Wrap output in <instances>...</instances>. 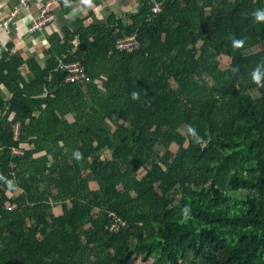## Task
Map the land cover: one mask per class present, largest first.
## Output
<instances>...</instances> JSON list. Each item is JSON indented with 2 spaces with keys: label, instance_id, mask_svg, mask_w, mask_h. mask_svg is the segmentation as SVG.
Returning <instances> with one entry per match:
<instances>
[{
  "label": "trees",
  "instance_id": "obj_1",
  "mask_svg": "<svg viewBox=\"0 0 264 264\" xmlns=\"http://www.w3.org/2000/svg\"><path fill=\"white\" fill-rule=\"evenodd\" d=\"M142 3L124 31L61 45L24 88L7 45L0 264H264V0H170L153 20ZM135 32L139 52L115 50ZM74 60L87 89L66 82Z\"/></svg>",
  "mask_w": 264,
  "mask_h": 264
},
{
  "label": "crops",
  "instance_id": "obj_2",
  "mask_svg": "<svg viewBox=\"0 0 264 264\" xmlns=\"http://www.w3.org/2000/svg\"><path fill=\"white\" fill-rule=\"evenodd\" d=\"M46 1L28 0V7L19 9L10 30L5 31L0 28V60L6 51L7 45L12 44L10 55L19 57L23 61L20 67L23 81H19L20 88L36 82V74L31 68L35 67L44 70L49 67L51 59H56L55 50H60L61 45L69 44L70 46L71 51L66 53L65 56L75 55L80 49L83 34H88L90 39L95 41L103 36L101 30L114 27L116 23L114 27L116 31L113 33L116 35L120 30L124 31L127 26L133 25L131 17L138 15L143 6L142 0H62L59 3H53L52 6V10L56 15V22L47 25L40 32L29 34L28 28L32 20L38 16ZM168 1L170 0H151V3L153 7L156 3L164 2L166 8ZM18 3L19 0H0V25L10 12H13L18 7ZM209 15H211V10L206 9V16ZM110 21H113V24ZM119 23L122 28L118 26ZM92 29H97V31ZM94 31L95 34L93 33ZM132 34L138 35L137 32ZM58 37L61 39L59 44L57 42ZM66 82L69 83L67 79ZM88 83H84L86 85L85 89H87ZM56 89V86L46 87L44 93L30 94V98H44V96L54 92ZM13 95L12 89L0 85V99L3 102H9ZM4 114L3 112L1 115L0 112V118ZM67 119L70 122H74L75 116L69 115ZM13 127L14 138L17 139L21 131V123L16 121ZM18 148L21 149L20 147Z\"/></svg>",
  "mask_w": 264,
  "mask_h": 264
},
{
  "label": "built area",
  "instance_id": "obj_3",
  "mask_svg": "<svg viewBox=\"0 0 264 264\" xmlns=\"http://www.w3.org/2000/svg\"><path fill=\"white\" fill-rule=\"evenodd\" d=\"M62 0H47L40 13L36 18L32 20L31 25L28 28L29 34H35L42 31L47 25L56 22V15L52 10L53 3H59ZM28 7V0H19L18 7L7 16V18L2 22L0 28L5 31H9L11 25L14 23V18L19 12L20 8ZM165 6L164 2L156 3L151 8L152 16L150 19L155 18L160 13L164 12ZM115 48L117 51L122 53L133 54L141 50L142 44L137 34L127 35L118 38L115 43ZM60 68L66 70L67 81L69 83H88L92 81L85 64L81 61L65 62L60 61ZM13 155L24 154L22 149L18 147H12ZM15 206L9 207L13 209ZM116 227V224L113 226Z\"/></svg>",
  "mask_w": 264,
  "mask_h": 264
},
{
  "label": "rangeland",
  "instance_id": "obj_4",
  "mask_svg": "<svg viewBox=\"0 0 264 264\" xmlns=\"http://www.w3.org/2000/svg\"><path fill=\"white\" fill-rule=\"evenodd\" d=\"M259 48H261V47H257V48H255V49H253L252 52H254V51H258ZM249 52H250V51H249ZM223 65H224V64H223ZM173 81H174V80H173ZM173 81H172V83L175 85L176 83H175V81H174V82H173ZM251 93H252L253 96H255V98H256V96H258V93H257L256 91H254V90H252ZM184 132H185V131H184ZM177 148H178V146H177L176 144H172V145H171V149H172L173 151H176ZM155 151H156L158 154H164V153L167 151V148H166L165 146H162L161 144H158V145L155 146ZM100 154H101L103 157H110V156H111V151H110V150H106V151L100 152ZM60 208H61V207L56 208V214H57V215H59L60 212H61V211H60ZM153 262H154V260L151 259V258H149V259H145V258H143L142 256H140V257H138L137 260H136V259L131 260V261H130V264H153Z\"/></svg>",
  "mask_w": 264,
  "mask_h": 264
},
{
  "label": "clouds",
  "instance_id": "obj_5",
  "mask_svg": "<svg viewBox=\"0 0 264 264\" xmlns=\"http://www.w3.org/2000/svg\"><path fill=\"white\" fill-rule=\"evenodd\" d=\"M255 15H256V18L258 20H264V12H257V13H255ZM241 44H242V42H235V46H237V47L240 46ZM254 79L257 82H259V76L258 75L257 76H254ZM137 96H138L137 93H133V98H137ZM76 156H77V158H79L80 157V154L77 153Z\"/></svg>",
  "mask_w": 264,
  "mask_h": 264
}]
</instances>
